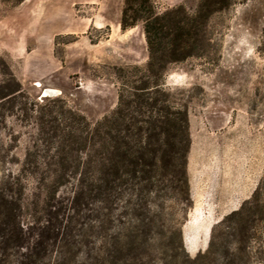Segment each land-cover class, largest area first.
<instances>
[{
    "label": "rangeland",
    "instance_id": "374dc122",
    "mask_svg": "<svg viewBox=\"0 0 264 264\" xmlns=\"http://www.w3.org/2000/svg\"><path fill=\"white\" fill-rule=\"evenodd\" d=\"M202 0H156V12L181 6L194 15ZM209 6L205 34L195 55L165 65L159 83L187 111L190 141L194 128L205 137L247 140L248 150H188L186 174L191 205L176 206L183 249L193 258L208 245L213 264H264V0H219ZM123 0H23L0 2V83L9 73L29 98L41 104V91L56 92L92 126L116 103L113 67H144L147 52L141 25L121 31ZM35 124L6 116L0 125V182L20 175L26 150H34ZM205 189L195 205L213 216L197 246L188 229L193 207L189 180ZM48 179V178H47ZM21 221L40 214L50 179L21 176ZM57 187V195L69 192ZM239 190V191H237ZM242 191L241 194L238 192ZM184 208V209H185ZM228 249L227 259L223 248ZM184 250V251H183ZM232 254V256H230Z\"/></svg>",
    "mask_w": 264,
    "mask_h": 264
},
{
    "label": "trees",
    "instance_id": "16d2710c",
    "mask_svg": "<svg viewBox=\"0 0 264 264\" xmlns=\"http://www.w3.org/2000/svg\"><path fill=\"white\" fill-rule=\"evenodd\" d=\"M156 3L123 0L119 28L141 25L147 60L142 68L113 67L116 103L92 126L62 99L31 100L10 73L0 83V125L14 116L38 131L20 175L0 182V264H213L212 231L203 252L177 253L183 247L174 208L191 205L190 137L185 107L159 78L166 64L197 53L209 6L220 2L202 0L191 16L181 6L158 14ZM25 174L51 184L40 214L27 224L21 221ZM61 185L70 187L63 196ZM204 213L195 207L190 214L186 233L194 240L208 236L199 230L212 222ZM222 253L227 259L226 247Z\"/></svg>",
    "mask_w": 264,
    "mask_h": 264
},
{
    "label": "crops",
    "instance_id": "0c3cea01",
    "mask_svg": "<svg viewBox=\"0 0 264 264\" xmlns=\"http://www.w3.org/2000/svg\"><path fill=\"white\" fill-rule=\"evenodd\" d=\"M212 129H205L203 128H194L193 129V136L192 139L190 141V145L188 150H248V142L247 140L243 141L241 140H230V139H226V138H222V137H215V138H209V137H205L206 134L211 133ZM189 185H190V193H191V197L193 200V207L191 210H194L195 207H198L202 213L207 212L208 210L206 209V207H201V206H197L195 205L196 202L200 201L201 196L204 194H206L205 189H203V187L199 184L198 179L196 178V175H193V179L189 180ZM239 191V190H237ZM239 194L242 193V191L240 190V192H238ZM190 213V214H191ZM203 215L206 216V214L204 213ZM211 218H213V216L210 214ZM190 220V219H189ZM198 241H194L193 242V247L194 245L197 246L198 245Z\"/></svg>",
    "mask_w": 264,
    "mask_h": 264
},
{
    "label": "bare ground",
    "instance_id": "6f19581e",
    "mask_svg": "<svg viewBox=\"0 0 264 264\" xmlns=\"http://www.w3.org/2000/svg\"><path fill=\"white\" fill-rule=\"evenodd\" d=\"M54 92H56V91H54V90H52L50 88H44L40 93H41V96L44 97V96H48V95H50V94H52Z\"/></svg>",
    "mask_w": 264,
    "mask_h": 264
},
{
    "label": "water",
    "instance_id": "95a60500",
    "mask_svg": "<svg viewBox=\"0 0 264 264\" xmlns=\"http://www.w3.org/2000/svg\"><path fill=\"white\" fill-rule=\"evenodd\" d=\"M52 95H54V94H52Z\"/></svg>",
    "mask_w": 264,
    "mask_h": 264
}]
</instances>
